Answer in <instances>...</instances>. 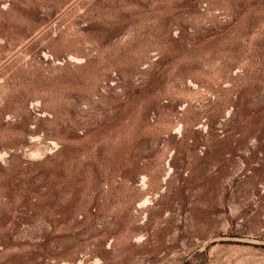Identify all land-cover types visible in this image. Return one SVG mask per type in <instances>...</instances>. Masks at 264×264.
Segmentation results:
<instances>
[{
  "label": "rangeland",
  "instance_id": "obj_1",
  "mask_svg": "<svg viewBox=\"0 0 264 264\" xmlns=\"http://www.w3.org/2000/svg\"><path fill=\"white\" fill-rule=\"evenodd\" d=\"M0 264H264V0H0Z\"/></svg>",
  "mask_w": 264,
  "mask_h": 264
}]
</instances>
